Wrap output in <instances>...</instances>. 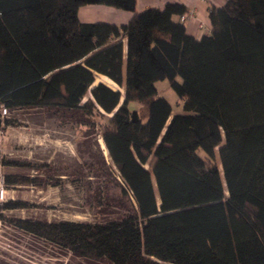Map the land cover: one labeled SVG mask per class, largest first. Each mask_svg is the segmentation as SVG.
<instances>
[{
	"label": "trees",
	"instance_id": "16d2710c",
	"mask_svg": "<svg viewBox=\"0 0 264 264\" xmlns=\"http://www.w3.org/2000/svg\"><path fill=\"white\" fill-rule=\"evenodd\" d=\"M87 4L132 15L123 24L83 22L77 13ZM135 6L0 0V118L2 108L22 107L110 114L100 136L134 204L93 222L8 221L112 264H264V0L210 5V32L200 38L176 18L187 12L181 3ZM96 74L123 95L91 86ZM164 79L183 113L171 115L158 95L155 82ZM0 165L20 163L0 156ZM34 181L4 174L2 184ZM29 205L0 202V220L1 211Z\"/></svg>",
	"mask_w": 264,
	"mask_h": 264
},
{
	"label": "rangeland",
	"instance_id": "374dc122",
	"mask_svg": "<svg viewBox=\"0 0 264 264\" xmlns=\"http://www.w3.org/2000/svg\"><path fill=\"white\" fill-rule=\"evenodd\" d=\"M155 87L171 105V115L183 113V102L166 79L156 81ZM111 89L123 95L122 87ZM128 108L137 109L138 104L130 102ZM109 115L101 109L88 112L22 107L1 116L0 156L20 165H0V180L4 174H19L36 181L3 185L5 195L0 202L20 199L30 205L1 211L0 264H112L73 254L8 221L30 218L93 222L134 208L129 192L122 191L121 179L106 148L100 145V128Z\"/></svg>",
	"mask_w": 264,
	"mask_h": 264
},
{
	"label": "crops",
	"instance_id": "0c3cea01",
	"mask_svg": "<svg viewBox=\"0 0 264 264\" xmlns=\"http://www.w3.org/2000/svg\"><path fill=\"white\" fill-rule=\"evenodd\" d=\"M226 0H136V11H142L148 7L162 8L166 2H178L187 7L186 14L189 17L183 21L186 32L200 38L210 32L208 9L210 5L220 6ZM78 18L83 22L106 21L115 24L126 23L132 13L101 4H87L78 9ZM201 24L202 28L198 27Z\"/></svg>",
	"mask_w": 264,
	"mask_h": 264
},
{
	"label": "bare ground",
	"instance_id": "6f19581e",
	"mask_svg": "<svg viewBox=\"0 0 264 264\" xmlns=\"http://www.w3.org/2000/svg\"><path fill=\"white\" fill-rule=\"evenodd\" d=\"M99 82L105 84L106 86H108L110 88H112L113 86H116V84L111 79H109L108 77H106V76H104L102 74H96L95 75L94 80H93V83H92L91 86H93V85H95V84H97ZM100 145H101V147H103L105 149V146H104V143H103L102 140L100 142Z\"/></svg>",
	"mask_w": 264,
	"mask_h": 264
},
{
	"label": "built area",
	"instance_id": "2783aa9c",
	"mask_svg": "<svg viewBox=\"0 0 264 264\" xmlns=\"http://www.w3.org/2000/svg\"><path fill=\"white\" fill-rule=\"evenodd\" d=\"M186 16H188V15L185 13V14H182V15H178L176 18L179 21L183 22L186 19ZM198 27L200 28L201 27V24H199ZM1 112H2L1 115H3L6 112V109L5 108H2ZM4 195H5V190L3 188L2 179H1L0 180V201L2 200V198H3Z\"/></svg>",
	"mask_w": 264,
	"mask_h": 264
},
{
	"label": "water",
	"instance_id": "95a60500",
	"mask_svg": "<svg viewBox=\"0 0 264 264\" xmlns=\"http://www.w3.org/2000/svg\"><path fill=\"white\" fill-rule=\"evenodd\" d=\"M99 83H101V82H99ZM96 85V84H95ZM122 101V100H121Z\"/></svg>",
	"mask_w": 264,
	"mask_h": 264
}]
</instances>
